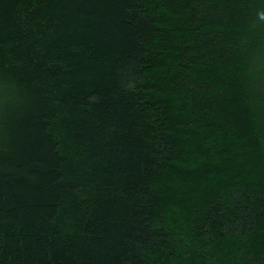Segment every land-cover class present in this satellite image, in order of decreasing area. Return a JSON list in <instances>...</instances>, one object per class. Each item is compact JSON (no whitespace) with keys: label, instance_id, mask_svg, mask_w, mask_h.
Masks as SVG:
<instances>
[{"label":"trees","instance_id":"trees-1","mask_svg":"<svg viewBox=\"0 0 264 264\" xmlns=\"http://www.w3.org/2000/svg\"><path fill=\"white\" fill-rule=\"evenodd\" d=\"M264 0H0V264H264Z\"/></svg>","mask_w":264,"mask_h":264},{"label":"clouds","instance_id":"clouds-1","mask_svg":"<svg viewBox=\"0 0 264 264\" xmlns=\"http://www.w3.org/2000/svg\"><path fill=\"white\" fill-rule=\"evenodd\" d=\"M258 19L264 21V10L257 13Z\"/></svg>","mask_w":264,"mask_h":264}]
</instances>
